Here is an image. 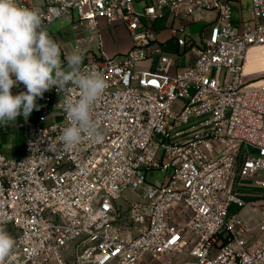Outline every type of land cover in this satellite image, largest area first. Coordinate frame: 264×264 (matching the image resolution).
I'll return each mask as SVG.
<instances>
[{
	"label": "built area",
	"instance_id": "1",
	"mask_svg": "<svg viewBox=\"0 0 264 264\" xmlns=\"http://www.w3.org/2000/svg\"><path fill=\"white\" fill-rule=\"evenodd\" d=\"M242 0H17L39 8L46 28L75 16L100 43L83 66L102 73L108 87L93 106L100 139L84 135L71 148L58 141L69 121L56 86L24 117L23 153L0 151V221L15 240L3 264H264V203L245 201L239 186L264 188V86L249 88L264 71L246 72L249 53L264 49V0L234 23ZM141 4L137 9L136 4ZM242 8V6H241ZM206 22L194 39L189 25ZM171 17L169 33L190 50L183 69L163 54L155 24ZM119 23L131 48L110 56L100 20ZM86 39H78L79 43ZM79 47V46H78ZM81 47V46H80ZM82 50V49H81ZM150 67L142 68V62ZM156 63V64H155ZM26 91L23 84L13 95ZM251 149L255 154H251ZM160 169L162 183L147 180ZM137 194L127 209L118 201ZM233 205L260 218L246 220ZM124 225L135 231L124 233Z\"/></svg>",
	"mask_w": 264,
	"mask_h": 264
},
{
	"label": "clouds",
	"instance_id": "2",
	"mask_svg": "<svg viewBox=\"0 0 264 264\" xmlns=\"http://www.w3.org/2000/svg\"><path fill=\"white\" fill-rule=\"evenodd\" d=\"M43 15L39 8L21 6L17 0H0V124L39 110L37 98H43L53 86L62 92L72 85L79 90V98L66 96L63 101L69 124L61 129L58 141L71 148L84 135L100 139L92 110L108 85L102 73L83 66L81 50H74L62 61L60 45L44 27ZM20 84L26 91L13 95L11 89ZM3 223L0 221V264L15 245Z\"/></svg>",
	"mask_w": 264,
	"mask_h": 264
},
{
	"label": "rangeland",
	"instance_id": "3",
	"mask_svg": "<svg viewBox=\"0 0 264 264\" xmlns=\"http://www.w3.org/2000/svg\"><path fill=\"white\" fill-rule=\"evenodd\" d=\"M141 4L137 3L136 8L140 9ZM242 6V8H241ZM233 13L235 18L238 14H240L241 10L244 14V18L248 19L250 16V7L251 0H242L241 5L236 1L232 2ZM239 16H237L238 18ZM205 20L198 23H192L189 25L190 34L194 39H197L201 36L202 29L206 26V22L211 19L210 14H205ZM172 22L171 17H165L164 19L158 21L155 24V29L157 33V37L159 41L165 36L167 37L166 42L163 44V54L167 57L178 59L179 66L186 65L190 59L191 52L190 50L184 51V47H179L177 41L172 39L169 33V25ZM119 23L108 24L105 19L100 20V32L102 34L101 41L105 40V49L110 53V56L122 55L121 48L124 46V43H129L131 39V35L128 31H125L123 27H120ZM51 38L56 41L60 45L61 49V59L62 61L65 59L67 54H70L76 49L81 50V45L83 47H88L92 49V52H97L100 41L98 37L95 35L98 34V31L88 30L84 23L78 20L75 16V19L72 18H59L53 22H51L47 27ZM84 38L89 41H84L79 43L78 39ZM161 38V39H160ZM79 46V47H78ZM84 54V60L90 58L91 51L90 50H82ZM115 53V54H113ZM250 59L246 64L245 70L246 72H261L264 71V49L253 50L249 53ZM156 64V63H155ZM264 86V77L260 78L258 81H253L248 86L249 88H260ZM20 123L25 120L24 116H18L16 119L19 120ZM6 124H0V127ZM6 127V126H5ZM25 134L24 130L18 125L12 126L10 133H2L0 131V149L8 155H20L19 153L24 149L25 146ZM251 154H255L254 150L251 149ZM264 172H260L258 177H262ZM165 172L160 169H152L147 172V180L153 184H160L165 179ZM239 191L243 197V199L247 202L252 199H256L258 197H264V188H260L255 186V179H245L243 180V184L238 187ZM137 198V194L131 189H128L124 194L121 200L118 201L119 207L121 209H127L129 206V202L133 201ZM259 204L264 203V199H259ZM240 210L242 216L246 220H253V222L257 221L260 218V210L259 205L256 206L255 210L247 205L245 208H240L236 205H233L231 208V213ZM123 228L125 231V235L128 237H133L136 231L130 225H124ZM171 260V264H178L179 262L186 259L185 255L175 254L172 256H168ZM158 261H154L152 264H156Z\"/></svg>",
	"mask_w": 264,
	"mask_h": 264
},
{
	"label": "crops",
	"instance_id": "4",
	"mask_svg": "<svg viewBox=\"0 0 264 264\" xmlns=\"http://www.w3.org/2000/svg\"><path fill=\"white\" fill-rule=\"evenodd\" d=\"M208 14H210V17L212 18L213 16H214V13H208ZM237 16H239L238 18H237ZM236 16V18L234 19V23L237 25V26H239L240 27V22H241V19L242 18H244V14H243V12H242V10H241V12H240V14H238ZM250 17V16H249ZM119 24H117V26H118ZM119 27H120V25H119ZM121 27H123L124 29H125V31H128L123 25H121ZM129 32V31H128ZM103 38V37H102ZM132 39V38H131ZM161 39V38H160ZM166 40H167V37L165 36L164 38H162L161 39V42H166ZM86 41H89L88 39L86 40ZM85 41V42H86ZM105 40H103V42H102V44H103V48H104V50L108 53V54H110L108 51H107V49H105ZM131 46H132V40L128 43H124V46L121 48V51H122V53L121 54H125L130 48H131ZM97 48H98V45H97ZM81 49L83 50V49H85V50H90L91 52V56H90V58L91 57H93L95 54H97L99 51L97 50V52H92V49H89L88 47H83L82 45H81ZM81 50V51H82ZM113 54H115V53H113ZM68 55V54H67ZM84 61V60H83ZM150 65H151V63L150 62H148V61H146V62H142L141 64H140V67H142V68H147V67H150ZM188 65V63L186 64V65H183V66H178L177 68L175 67V68H172V72L174 73L175 71H177V69L179 70H181V69H183V68H185L186 66ZM34 116V114L33 113H31V115L29 116V117H33ZM20 118H19V120H17V123L16 122H11V123H7L6 125H3V126H1L0 127V131L2 132V133H10L11 132V129H12V126L14 125V126H16V125H18L19 126V124H20ZM6 126V127H5ZM20 127V126H19ZM0 151H2L1 149H0ZM23 151H24V149L19 153L20 155L23 153ZM3 152V151H2ZM20 155H18V156H16V155H12V156H16V157H19Z\"/></svg>",
	"mask_w": 264,
	"mask_h": 264
}]
</instances>
